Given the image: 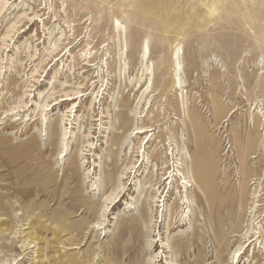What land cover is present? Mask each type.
<instances>
[{"label": "rangeland", "instance_id": "obj_1", "mask_svg": "<svg viewBox=\"0 0 264 264\" xmlns=\"http://www.w3.org/2000/svg\"><path fill=\"white\" fill-rule=\"evenodd\" d=\"M199 175L244 187L238 232L213 238ZM257 200L264 0H0V264H264Z\"/></svg>", "mask_w": 264, "mask_h": 264}, {"label": "bare ground", "instance_id": "obj_2", "mask_svg": "<svg viewBox=\"0 0 264 264\" xmlns=\"http://www.w3.org/2000/svg\"><path fill=\"white\" fill-rule=\"evenodd\" d=\"M28 29H30V27ZM142 48H143V54L142 55H143V61H144V60H146L147 56L149 55L148 43L144 42ZM69 52H70V50L67 53H69ZM65 55H66V53L63 55V57ZM90 55L91 54L88 52V54H85L82 56V62H81V63H83L82 64L83 67L81 68L82 70H83V68L93 67V64H91L92 62L90 60L91 59ZM174 56H175L174 58L176 61V65H177V67H179L178 56L176 54ZM147 61H148V58H147ZM144 62H146V61H144ZM53 66H55V64ZM177 86L179 88H181L179 81L177 82ZM52 88H54V87H52ZM80 96L81 97L84 96V94L81 91H75L71 95L67 94V92L65 91L64 95L62 96L63 98L60 97L61 98L60 101L54 102V105L62 104V103H65L67 101L72 102ZM98 96H99V91L95 94V96L93 95L92 97H90L88 99L87 104H86L88 111H92V109H93L92 107L95 105ZM56 100L57 99L55 98L53 101H56ZM64 126H66V124ZM149 131H151V130L143 128V127L136 128V129H134L133 133H131L130 135H133V136L143 135ZM113 136H114V139L117 138L116 134H114ZM89 147L92 148V145L90 144ZM132 169H134V167ZM165 174H168V178H170L169 183H171L173 175H171L170 168L166 169ZM178 174H180V170H178ZM180 175H182V173ZM168 178H166L164 181L168 180ZM205 178L206 177H203L202 175L201 176L199 175V177H197V184H198L197 190L199 193V195H197V201L200 204L201 215L203 216V219H201V220H203L206 224H208L209 228L211 229L213 238L215 240H218L219 237L225 238L228 235H231L232 233L238 232L240 229V226L242 224V220L244 218V212H243V205H244L243 188L244 187H240V189H238V192H236L235 190H237V189H234V188L229 189V187L227 188V185H223L222 188L218 187L216 190V193L212 195L208 190V186H207V182L205 181L206 180ZM183 179H184V181H182V185H183L182 188L185 190L187 187L186 184L190 181H186V178H184V177H183ZM159 189H160V186L158 187V191H159ZM256 197H258V196H256ZM117 198H118V196H116L114 199H117ZM158 198H160V197H158ZM184 199H185L184 203L189 202L187 196H185ZM157 202H159V201H157ZM259 203H260L259 200L254 201V206L256 208V211H255V214L253 217V221H252V223L249 224V229H247V231H246V233L251 232V235L244 242V244L248 243L247 248L250 247L252 244H257V243H259L260 245L263 243V245H264V231L262 230V221H264V219L260 220V218L262 216L261 214H260V216L255 217L256 214H258V212L262 213L259 211V206H261V205H259ZM261 203H262V201H261ZM113 206H115V204ZM183 214H184V211H183ZM246 236H249V235H246ZM236 237H238V236H236ZM244 253L245 252H241V250L239 249L237 252V255L239 254L238 259H240L241 256L244 255Z\"/></svg>", "mask_w": 264, "mask_h": 264}]
</instances>
